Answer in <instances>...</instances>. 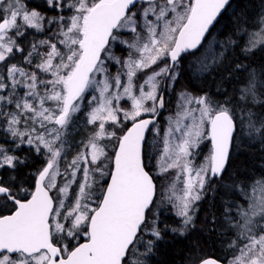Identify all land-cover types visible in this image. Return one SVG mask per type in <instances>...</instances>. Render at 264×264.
<instances>
[{"label":"snow or ice","instance_id":"6c2138e0","mask_svg":"<svg viewBox=\"0 0 264 264\" xmlns=\"http://www.w3.org/2000/svg\"><path fill=\"white\" fill-rule=\"evenodd\" d=\"M46 3L60 14L48 18L26 0H0V122L12 141L0 143V174L10 173L8 180L0 175V264H149L163 234L157 219L149 221L157 184L145 163L146 133L165 108L161 85L174 86L184 54L199 50L231 0ZM45 22L58 25L57 41H34L26 50L21 41L27 30L44 32ZM252 27L256 31L238 18L237 37L229 36L219 52L210 45L198 61L199 72L223 67L229 79L247 73L233 97L221 103L207 93H181L179 110L169 118L157 175L175 173L160 197L179 218L173 233L185 234L198 202L223 181L238 132L246 126L250 138L264 143V117L252 109L264 106V72H249L239 59L224 63L245 37L244 58L264 49V11ZM17 54L23 63L13 62ZM81 112L92 132L68 160L69 130ZM204 141L209 151L197 164ZM22 145L44 157L32 183H17L15 174L26 166L16 154ZM231 188L237 199L226 202L223 213L231 237L228 264H264V178L250 190ZM138 245L145 249L142 258L130 262ZM190 264L222 262L193 257Z\"/></svg>","mask_w":264,"mask_h":264},{"label":"trees","instance_id":"16d2710c","mask_svg":"<svg viewBox=\"0 0 264 264\" xmlns=\"http://www.w3.org/2000/svg\"><path fill=\"white\" fill-rule=\"evenodd\" d=\"M40 10L43 13L46 11L43 4L40 5ZM262 11H264V0H231V7L219 17V22L211 30V35H207L199 50L184 54L180 65L181 78H183L180 83L186 85L197 96L207 93L214 100H227L228 97H233L234 89L238 90L241 86L237 81H242L247 73L241 71L236 74L235 78L229 79L228 73L224 71L223 67L199 72L196 69L200 65L196 67L197 63H194L193 60L195 59L192 57H198L207 42H211L212 47L217 52L221 51L220 44L222 42L226 41L229 36L237 37L238 18L247 20L249 31L256 30L252 25L256 23ZM246 41L247 37H245L244 42H240V48L229 49L226 54L227 60L224 63L239 59L246 65L249 72L254 71L257 74L264 72V49H258L255 55L244 58L240 49L245 46ZM190 65L192 70H190ZM235 96L238 98V91L235 92ZM165 97L167 96L165 95ZM260 99L264 100V96H261ZM252 109L259 116L264 117V106L255 104L252 105ZM238 114L239 112H237ZM157 124L158 122L155 125ZM149 135L150 131L147 135V144ZM6 136L7 134L3 131V124L0 122V143L11 144V138L5 140ZM237 137L238 139H235L231 148V157L223 181L214 184V187L206 192L204 199L198 202V211L195 213L194 223L188 226L185 234L180 235L171 231V228L180 226L178 217L172 213L162 214V222L159 226L162 230L163 239L156 241L155 248L150 254L149 264H190L193 257L197 261L205 257H214L225 263V257L232 255L227 249V242L231 237L225 230L223 216L225 203L237 199L231 186L244 184L250 190L255 180L264 178V143L259 137L250 138L246 133L239 136L238 132ZM16 154L26 160V166L21 165L15 174L18 177L17 183L25 180L30 182V172L36 167L37 162L42 160L34 152L26 151L24 146ZM146 161L147 152L145 163H147ZM148 168L150 170L149 166ZM150 173L152 174L151 170ZM0 175L3 176L4 180H8L10 173L6 170ZM213 215L216 217L215 221H213ZM148 238L142 237L144 244L147 243ZM144 251V247L138 245L137 249H133V252L129 254L128 260L131 262L142 258L140 254Z\"/></svg>","mask_w":264,"mask_h":264},{"label":"rangeland","instance_id":"374dc122","mask_svg":"<svg viewBox=\"0 0 264 264\" xmlns=\"http://www.w3.org/2000/svg\"><path fill=\"white\" fill-rule=\"evenodd\" d=\"M28 7L30 9L34 8L38 11H40L42 14H44L46 17L51 18L53 16H57L60 13L58 11H53L52 9H50L46 3V0H26ZM44 5L46 11H44V13L40 10V5ZM46 12V14H45ZM58 13V14H57ZM63 14L68 15L70 13H68L67 11H65ZM44 28L45 31L41 32V33H36L35 30L33 29H28L27 30V34L25 35V37L23 38V40L21 41L22 45L24 46V48L27 50L31 44L34 41H38V40H44V39H50L52 42H56L57 41V32H58V25H48L46 22L44 24ZM256 31V30H254ZM212 46L211 42H207L204 47L201 50V53L198 57L193 56L192 58L195 59L193 60L194 63H197L196 67H198L200 64L198 63V61L202 60L204 57V54L206 52V50L209 48V46ZM61 48L63 46H60ZM45 49H41V51H44ZM114 51H116L117 55H123L126 56L127 52H121L118 49H114ZM27 54V51H25V55ZM18 55V59L16 61L13 62H18V63H23V57ZM39 63V57H36L33 59V64H32V68L35 67V64ZM31 70V69H30ZM112 71L113 74H115L116 68L112 67L110 69ZM180 68H179V73H180ZM144 79V75H141L140 80L137 82L142 83ZM181 73L179 74V77L177 79V81L175 82L173 87H167L166 84V88H165V93L166 96L165 97V108L163 109L162 113L163 115L160 116V120H158V124L155 125L154 127H152V131H150V135H149V140H148V144H147V164L150 167V170L152 172V175L155 177V180L157 182V196L155 198V203L152 205V210L149 213V221L151 222V220L153 218L157 219V223L158 226H161V222H162V214L166 215L168 213H172L175 215L174 210L172 209L171 205L164 202H161V193L165 192V190L167 189L168 185L171 183L172 178L174 177L175 173L172 172L170 174L167 175V177L165 176H158L157 172H158V168H157V157L159 155L160 149H162L163 147V136H164V132L165 130L168 128L169 126V118H175L176 112L179 110L178 109V102L180 101V95L181 93H192L191 90L184 84L180 83L181 81ZM162 87V85H161ZM167 89V90H166ZM23 90L21 89V92ZM192 95H194L192 93ZM197 96V95H194ZM229 98V97H228ZM227 98V99H228ZM219 101L221 103H223L225 100H216ZM85 104L87 103V101L84 102ZM122 103L124 104L125 107H130V102H125L122 101ZM85 111H87V109H85ZM239 115H237L238 119H239ZM78 116L80 117L79 120H77L73 126L72 129L69 130V136H68V140H69V150H68V160H71L73 156L76 155V153L78 151H80V148L82 147V142H86L87 139L89 138V136L91 135L92 132V126L87 125L86 123V119L84 117V112H81L78 114ZM109 130H112L111 128ZM118 134H120L119 130ZM248 135V129L245 126L243 128V131L239 132V136H241V134H245ZM238 139V137H237ZM238 142V140H237ZM113 143H109L108 144V151L111 154L112 152V147H113ZM25 148H27V145H22ZM209 147L210 145L207 143V141H204L201 145H200V149L198 151H200V155L196 158V163L199 164L200 162L203 161L204 157L208 154L209 151ZM26 151H29L28 149ZM34 152L35 155H37L35 153V151H30V153ZM38 156V155H37ZM151 156V159L149 160L148 157ZM40 158V160H42L41 162L38 161L36 167L30 172V176L38 169L43 167L44 165V157L42 155L38 156ZM176 216V215H175ZM177 217V216H176ZM159 226V227H160ZM145 237H148L146 234L144 235ZM143 236V237H144ZM231 258V256H226L225 257V264H228V260Z\"/></svg>","mask_w":264,"mask_h":264},{"label":"water","instance_id":"95a60500","mask_svg":"<svg viewBox=\"0 0 264 264\" xmlns=\"http://www.w3.org/2000/svg\"><path fill=\"white\" fill-rule=\"evenodd\" d=\"M203 42V41H202ZM163 89H165V86H164V84H163ZM163 110V109H162ZM162 110H161V113H162ZM161 115V114H160ZM160 115L156 118V122L158 121V119H159V117H160ZM145 118H147V117H145ZM129 126H131V125H129ZM152 127V125H150V128ZM148 133V132H147ZM147 133H146V135H147ZM205 258H214V257H205ZM216 259V258H215ZM222 262V261H221ZM222 264H224L223 262H222Z\"/></svg>","mask_w":264,"mask_h":264},{"label":"flooded vegetation","instance_id":"af4514ba","mask_svg":"<svg viewBox=\"0 0 264 264\" xmlns=\"http://www.w3.org/2000/svg\"><path fill=\"white\" fill-rule=\"evenodd\" d=\"M28 149V147L26 148V150ZM29 183H32V181L30 180V182ZM25 186H27V185H25Z\"/></svg>","mask_w":264,"mask_h":264},{"label":"bare ground","instance_id":"6f19581e","mask_svg":"<svg viewBox=\"0 0 264 264\" xmlns=\"http://www.w3.org/2000/svg\"><path fill=\"white\" fill-rule=\"evenodd\" d=\"M58 14V13H57Z\"/></svg>","mask_w":264,"mask_h":264}]
</instances>
